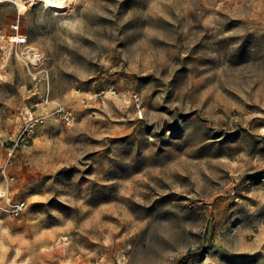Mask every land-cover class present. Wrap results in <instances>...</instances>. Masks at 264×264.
Returning <instances> with one entry per match:
<instances>
[{
    "label": "rangeland",
    "instance_id": "374dc122",
    "mask_svg": "<svg viewBox=\"0 0 264 264\" xmlns=\"http://www.w3.org/2000/svg\"><path fill=\"white\" fill-rule=\"evenodd\" d=\"M31 1L0 0V264H264V0ZM28 66L73 122L10 158Z\"/></svg>",
    "mask_w": 264,
    "mask_h": 264
},
{
    "label": "built area",
    "instance_id": "2783aa9c",
    "mask_svg": "<svg viewBox=\"0 0 264 264\" xmlns=\"http://www.w3.org/2000/svg\"><path fill=\"white\" fill-rule=\"evenodd\" d=\"M17 31L18 27H14ZM9 43L21 46L25 43V39L20 34L12 35L9 37ZM5 47L2 48V50ZM6 53L0 57V62L5 61ZM38 62V61H37ZM37 64V63H36ZM28 73L33 77L35 94L39 95V101L33 105V110L27 112L23 117L19 130L14 138H11V144L6 149L7 155L11 158L19 147H26L34 142L38 129L46 122L50 116H60L68 125L73 122L72 115L65 108L51 98L50 90V76L47 70H42L40 73H34L28 66ZM41 75L39 78L38 76ZM40 83L43 89L40 90ZM5 206H0L4 211L12 215L19 216L26 208L24 201L14 202L10 196L5 195Z\"/></svg>",
    "mask_w": 264,
    "mask_h": 264
},
{
    "label": "crops",
    "instance_id": "0c3cea01",
    "mask_svg": "<svg viewBox=\"0 0 264 264\" xmlns=\"http://www.w3.org/2000/svg\"><path fill=\"white\" fill-rule=\"evenodd\" d=\"M256 239L258 240L257 242H259L258 244L264 245V230L259 231Z\"/></svg>",
    "mask_w": 264,
    "mask_h": 264
},
{
    "label": "bare ground",
    "instance_id": "6f19581e",
    "mask_svg": "<svg viewBox=\"0 0 264 264\" xmlns=\"http://www.w3.org/2000/svg\"><path fill=\"white\" fill-rule=\"evenodd\" d=\"M37 1H38V0H32V1H31L32 6L35 5V4H36L35 2H37ZM28 55H29V59H31V60H33V61H35V60L37 59L36 54H35V53L33 54V52H32V53H29Z\"/></svg>",
    "mask_w": 264,
    "mask_h": 264
}]
</instances>
